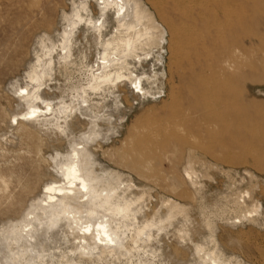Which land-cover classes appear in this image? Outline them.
Instances as JSON below:
<instances>
[{"label": "bare ground", "instance_id": "obj_1", "mask_svg": "<svg viewBox=\"0 0 264 264\" xmlns=\"http://www.w3.org/2000/svg\"><path fill=\"white\" fill-rule=\"evenodd\" d=\"M13 1L1 0L0 9H8ZM16 9L19 29L5 36L3 30L0 42V264H116L137 257L133 253L141 260L147 251L156 254L160 248L153 250L150 241L170 227L175 255L166 254L169 264L239 263L238 257L226 259L220 243L210 247V237L194 242L190 206L168 197L148 212L143 200L146 186L134 193L137 186L131 176L100 157L99 150L122 136L126 115L113 122L112 112L100 110L89 95L110 93L118 107L116 89L122 84L142 103L148 95L163 93L161 81L160 89L143 84L154 79V85L158 76H166L161 64L167 32L154 13L142 0H22ZM80 32L90 35L89 46L84 43L94 51L88 63L87 50L77 37ZM154 58L151 75L144 68L140 71L139 66ZM6 68L15 72L6 76ZM173 79L170 73L168 82ZM214 87L192 92L195 104L172 105L174 110L165 112L157 124L136 129L127 151L103 150V156L158 182V151L189 144L180 165L179 188L186 187L183 194L194 200L191 203L205 201L202 180L214 179L208 174L213 168L226 179V190L218 191L211 214L223 220L230 209L239 222L231 215L230 224L229 219L222 221L227 227L246 222L264 227V207L254 197L264 180L249 168L241 174L210 162L195 147L205 134L215 136L212 127L226 122L224 114L211 115L219 113L215 102L206 109L201 106L200 98L213 96ZM166 96L172 104L177 100L172 92ZM80 118L86 120L85 128L76 127ZM167 179L175 181L173 175ZM208 221L209 216L200 225L214 228ZM183 249L189 259L177 256Z\"/></svg>", "mask_w": 264, "mask_h": 264}, {"label": "rangeland", "instance_id": "obj_2", "mask_svg": "<svg viewBox=\"0 0 264 264\" xmlns=\"http://www.w3.org/2000/svg\"><path fill=\"white\" fill-rule=\"evenodd\" d=\"M142 1L154 13L155 18L163 24L167 32L163 51V64H161L166 76L162 77L163 79L161 80V77L158 76L154 85V79H150L149 83L145 80L143 84L144 86L147 85L145 86L146 88L153 87L157 89L158 87L160 89L162 82L163 93L156 94V97L148 95L144 103H142V99H139L135 93L131 94L128 88L126 89V87H123L124 84H122L119 86V88L122 87L119 91L116 89L117 93H120V104L117 105L118 107H115L114 98L110 93L98 92L97 94L91 93L89 95L90 102H96L100 110L105 109L112 112L113 122L118 119L119 115H126L122 136L118 137V141L115 144L99 150L100 157L112 168L120 169L131 176L133 183L137 186L134 193L141 192L146 186L145 189L148 193L146 191L147 194L143 200H145V204L148 203L145 205L148 208V212L149 210L158 209L168 197L190 206L189 213L191 219H193L191 228L195 230L192 233V237L193 240L195 239V243H202L205 238L210 237L213 240L209 242V245L213 243L210 247L220 243L219 245L222 247L226 259H230L233 256L238 257L239 263L232 261L230 264H246V262L249 264H264V227H256L247 222L244 226L236 223L237 225L239 224L236 227H227V225L223 224L226 223L225 220L229 219V224L232 217V221H238L235 217L236 214L232 213L230 209H227L228 214H230L229 217L226 212L223 220L211 214L212 209L216 210L212 208V205L215 199L219 198L217 195L218 191L226 190L223 185L226 179L219 175V171L213 168L210 169L208 174L214 179L211 180L204 177L205 179L203 178L202 180L204 188H206L205 203H191L194 200L183 194L186 192V187L181 186L179 188V185L182 184V168L180 165L185 155V147L189 146V144L184 146V144L179 143L176 148L170 147L167 150L158 151L159 153L156 155L155 160L156 163H159L157 165L159 173L157 174L161 176L158 182L144 179L135 171L111 162L108 155L103 156V150L110 149L113 152L127 151L129 141L136 129L147 126L150 123L157 124L163 119L165 112L174 110L175 107L173 108V106L178 108L184 105L187 106L188 103L191 105L195 104L196 98L191 93H205L209 85L211 87L215 86L214 95L210 97L202 96L200 98L201 106L206 109L205 106L215 102V104H218L219 113L213 112L211 115L218 118V116L224 114L226 122H219L216 127H212L215 136L210 137L205 134L203 139L200 140L201 143H197L195 147L198 146L197 149L201 152L200 154H203L206 160L210 162L218 163L226 169L237 170L242 172L241 174H244L245 168H249L264 180V0ZM179 2H181L180 6L176 4H179ZM20 3L14 0L8 9H0V42H2L1 33L3 30H5V36L10 34V29H19V23L17 22L20 17L16 8ZM90 3H92L94 10L98 14L97 4L93 1ZM85 35L80 32L77 36L80 38L79 44L82 48L89 46L88 41L90 40L88 37L90 35ZM86 50L88 53V61H86L88 63L93 59L92 52L94 54V51ZM152 63H157L155 58L143 63L144 67L139 66L140 68H138L140 71L144 68L146 73L149 72L148 74H150L153 69ZM228 64H231V66H228ZM154 69L156 72L161 70L158 64L154 65ZM13 71L14 68H6L4 74L11 76ZM170 73H172L174 79L168 82ZM214 73L219 74L216 75ZM156 89L153 90L156 91ZM171 92L177 97L175 98L177 100L173 101L176 102L173 104L172 100L166 96ZM208 98L210 99L209 101ZM131 105L133 108L130 109ZM81 118L76 127L85 128L86 120ZM101 125L105 127L106 122L101 123ZM124 143L127 145L123 146ZM173 164L178 165L176 169L173 168ZM161 171L164 175L160 174ZM167 174L168 176L173 175L175 181L172 182L167 179ZM177 181L179 184H177ZM263 185L264 183L261 182V186L256 188L254 197L260 198L259 201L264 207ZM224 202L227 203L225 200ZM197 207L200 208L198 209ZM203 210H206V212L203 213ZM207 216L215 224L212 229L209 226L207 227L206 224V226L200 225L201 221ZM216 227L217 229H215ZM173 230L170 227L165 230L166 232L161 231L160 237H158L160 240L152 238L153 241H150L152 242L150 244L154 246L153 250L157 247L160 248H158L160 251L156 250L157 255L154 254L155 251L149 254L148 252L150 251H147L146 256L142 257L144 261L140 258L141 261L138 254L133 253L138 258L135 255H133L135 258L131 255L128 259L129 261L125 259L126 262H124L123 259L122 261L119 260L121 262L117 261L115 263L169 264L166 254L175 255V250H173L175 239ZM211 230L216 231L213 233ZM213 237L215 238L213 239ZM182 252V255L177 256L184 260L190 258L186 249H183ZM130 260L132 261L130 262ZM172 260L175 261L176 259ZM106 262L103 264L108 263Z\"/></svg>", "mask_w": 264, "mask_h": 264}]
</instances>
